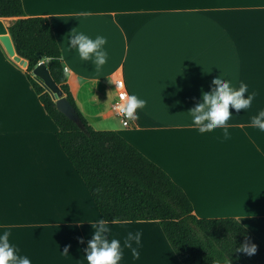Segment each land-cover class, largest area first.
Here are the masks:
<instances>
[{
    "label": "crops",
    "instance_id": "obj_1",
    "mask_svg": "<svg viewBox=\"0 0 264 264\" xmlns=\"http://www.w3.org/2000/svg\"><path fill=\"white\" fill-rule=\"evenodd\" d=\"M22 1L26 16L49 19L70 89L96 130H116L167 171L197 217H236L264 241V132L251 123L264 109V0ZM72 32L105 36L106 63L81 61ZM26 69L0 36V231L32 264H86L90 222L102 216ZM220 73L255 93L250 109L230 108L229 139L219 127L200 132L187 112ZM118 77L147 101L130 126L112 107ZM108 223L121 243L143 232L139 258L124 249L121 264H183L158 220Z\"/></svg>",
    "mask_w": 264,
    "mask_h": 264
},
{
    "label": "trees",
    "instance_id": "obj_2",
    "mask_svg": "<svg viewBox=\"0 0 264 264\" xmlns=\"http://www.w3.org/2000/svg\"><path fill=\"white\" fill-rule=\"evenodd\" d=\"M0 17H17L8 26L15 49L28 59V78L105 221L158 220L183 264H264V241L240 219L197 217L187 193L167 171L116 130H96L90 124L64 76L62 50L47 17L26 16L22 0H0ZM40 60L78 111L84 128L57 109L50 92L31 74ZM246 243L256 245L254 254L239 250Z\"/></svg>",
    "mask_w": 264,
    "mask_h": 264
},
{
    "label": "clouds",
    "instance_id": "obj_3",
    "mask_svg": "<svg viewBox=\"0 0 264 264\" xmlns=\"http://www.w3.org/2000/svg\"><path fill=\"white\" fill-rule=\"evenodd\" d=\"M68 40L70 47L79 55L81 61H91L96 68L106 63L108 52L105 48L107 43L105 36L96 35L93 38L85 32H72ZM64 76L68 78L71 76L66 66ZM80 80L87 86L88 82L83 76ZM121 99L123 103L119 105V111L125 119L133 121L137 119V109L143 108L147 103L145 99L139 98L134 93L128 95L126 99L122 96ZM254 99L255 93L249 92L246 83L241 81L236 87L230 78L220 73L212 77L210 90H201L199 99L187 112L191 115V122L200 132L219 127L223 130L224 139H229L231 133L227 123L234 115L230 108H234L237 112L241 109L246 111L251 108ZM251 123L264 132V109H260L252 116ZM112 126L115 127L116 124L113 123ZM90 223L93 231L83 257L86 264H121L124 249H130L133 257L139 258L143 236L141 230L128 231L121 243L120 239L112 235L110 224L102 217ZM10 237L9 230L0 231V264H32L31 258L21 254ZM239 250L252 255L256 252V245L246 243L241 245Z\"/></svg>",
    "mask_w": 264,
    "mask_h": 264
},
{
    "label": "water",
    "instance_id": "obj_4",
    "mask_svg": "<svg viewBox=\"0 0 264 264\" xmlns=\"http://www.w3.org/2000/svg\"><path fill=\"white\" fill-rule=\"evenodd\" d=\"M5 20L0 18L1 40L3 41L4 45L6 46L9 54L13 57V59L17 61L20 65L28 68L29 61L28 59L20 56L17 53L11 34L8 29L9 23H7ZM32 73L34 78L42 85H44L47 91H49L52 97L55 99L57 109L64 113L68 118L76 122L81 128H84L78 111L69 101L67 96L64 95L61 87L55 82L47 64L45 62L39 63L32 69Z\"/></svg>",
    "mask_w": 264,
    "mask_h": 264
},
{
    "label": "built area",
    "instance_id": "obj_5",
    "mask_svg": "<svg viewBox=\"0 0 264 264\" xmlns=\"http://www.w3.org/2000/svg\"><path fill=\"white\" fill-rule=\"evenodd\" d=\"M41 62H45V61L44 60H40L38 62V64L41 63ZM31 74L33 75L32 70H31ZM114 86H115V90H116V97H115V99L113 101L112 107H113V109L115 111V114L121 119L123 125L130 126L132 124V120L125 119L123 117V114L119 111V105L121 103H123V100L121 99V97L123 96L126 99V97L129 95V92H128V89H127V85H126V82H125L124 78L123 77L116 78L115 81H114Z\"/></svg>",
    "mask_w": 264,
    "mask_h": 264
},
{
    "label": "rangeland",
    "instance_id": "obj_6",
    "mask_svg": "<svg viewBox=\"0 0 264 264\" xmlns=\"http://www.w3.org/2000/svg\"><path fill=\"white\" fill-rule=\"evenodd\" d=\"M205 3H208V5L207 6H209V5H215V4H226L227 3V0H203ZM191 4H194V3H192L191 2ZM7 23H11V21L10 20H5ZM120 119V118H119ZM157 225H159L158 223H157Z\"/></svg>",
    "mask_w": 264,
    "mask_h": 264
}]
</instances>
